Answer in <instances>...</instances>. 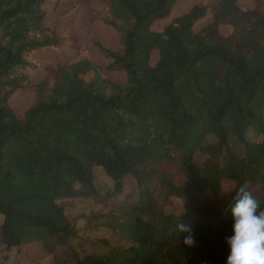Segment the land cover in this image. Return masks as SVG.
<instances>
[{"label":"trees","instance_id":"16d2710c","mask_svg":"<svg viewBox=\"0 0 264 264\" xmlns=\"http://www.w3.org/2000/svg\"><path fill=\"white\" fill-rule=\"evenodd\" d=\"M93 1L103 6L92 19L118 38L92 40L105 64L60 31ZM177 1L0 0L1 253L40 244L50 264H69L57 240L81 238L58 200L97 195L96 166L114 181L101 199L125 195L105 216L125 243L90 251L84 238L76 264H224L227 201L247 182L264 207V0H196L176 14ZM48 50L57 58L37 80ZM18 92L34 94L23 116ZM224 180L234 184L215 209L199 194L221 193Z\"/></svg>","mask_w":264,"mask_h":264},{"label":"rangeland","instance_id":"374dc122","mask_svg":"<svg viewBox=\"0 0 264 264\" xmlns=\"http://www.w3.org/2000/svg\"><path fill=\"white\" fill-rule=\"evenodd\" d=\"M196 0H178L173 7V11L176 14H180L184 11V8H189ZM240 4L243 6H251L253 0H239ZM69 3H64L58 10L50 11L49 17L47 19L48 23H51L57 19L62 11L69 8ZM103 3L101 1H93V6H90L86 3H83L77 9L74 17L61 25V33L68 34L70 32H75L85 48L90 50L93 58L101 64H105V61L102 55L92 47L93 39H101L106 41L112 46H117L118 38L116 33L105 26L99 21H94L92 19V8L102 7ZM50 9L51 7L48 6ZM157 23H155L156 25ZM164 22L159 26L162 28ZM227 33V30H224ZM57 58V55L53 51H47L44 58L40 56L41 68L31 72L32 76L38 80L44 76V59L48 58ZM68 58V57H67ZM157 59V53L153 54V61ZM113 78L122 80L124 74L114 73L110 74ZM34 94L31 92H18L13 96L12 106L16 112L23 116L24 111L33 103ZM218 138L214 135H211L207 139V144L216 143ZM207 157L206 154H199L197 161L203 162ZM94 173V183L96 186L97 195L91 197H78V198H66L58 200V203L63 205L66 215L71 220H75L79 229L78 235L79 239L70 238L67 239L64 236L58 238L57 243L59 245L58 259L61 261L66 259L69 264H76L75 253L78 251V256H84L85 252L80 248L79 241L85 238L88 241L87 249L90 251L93 250H102L103 248H109L107 244H104L101 240L106 239L109 241L111 246L116 244H124L122 237L119 233L113 229V226L106 224L108 218H105L109 212L121 213L122 211L116 209V205L124 200V194H118L113 196L111 199H106L103 201L101 198L105 196L107 191L112 188L114 181L106 173L103 167L96 166L93 170ZM233 182L224 180L223 188L219 194H211L210 190L204 189L199 195L200 197L207 202L208 205H211L215 209L221 208L228 198V193L233 187ZM3 221V216L0 214V223ZM113 227V228H112ZM230 234V231L227 232V235ZM90 240H95L97 243H91ZM26 252H20L16 248L11 250H5V253L0 252V263L3 262L5 254H7L9 260L8 264H50L51 255L47 253L40 244H31L26 246Z\"/></svg>","mask_w":264,"mask_h":264},{"label":"clouds","instance_id":"9594fccd","mask_svg":"<svg viewBox=\"0 0 264 264\" xmlns=\"http://www.w3.org/2000/svg\"><path fill=\"white\" fill-rule=\"evenodd\" d=\"M226 210L231 214V231L224 237L227 255L224 264H264V207L245 182L227 201ZM187 233L183 244L192 247L195 237L190 226L177 225ZM207 264V262H204Z\"/></svg>","mask_w":264,"mask_h":264}]
</instances>
